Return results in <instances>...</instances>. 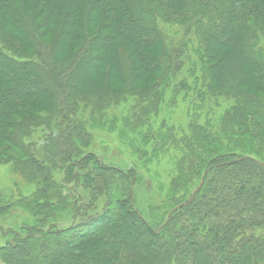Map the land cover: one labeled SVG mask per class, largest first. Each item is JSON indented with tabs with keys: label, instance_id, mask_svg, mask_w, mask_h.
<instances>
[{
	"label": "trees",
	"instance_id": "trees-1",
	"mask_svg": "<svg viewBox=\"0 0 264 264\" xmlns=\"http://www.w3.org/2000/svg\"><path fill=\"white\" fill-rule=\"evenodd\" d=\"M181 93L183 141L153 151L180 154L160 220L135 170L84 152L78 105L133 99L136 131ZM0 163L36 187L0 203V264H264V0H0ZM17 209L31 223L3 228Z\"/></svg>",
	"mask_w": 264,
	"mask_h": 264
},
{
	"label": "rangeland",
	"instance_id": "rangeland-1",
	"mask_svg": "<svg viewBox=\"0 0 264 264\" xmlns=\"http://www.w3.org/2000/svg\"><path fill=\"white\" fill-rule=\"evenodd\" d=\"M180 77L189 78L187 73L181 74ZM184 98L181 93L177 100L172 102L169 94L166 103L159 106V113L151 115L148 119V126L136 131L127 123L132 121L133 116H137L136 101L133 99L111 108L103 115L95 116H92L91 110L86 109L84 105H78L80 114L77 120L83 124V131L88 134L84 145L81 146L84 147V152L93 153L108 167L120 169L125 173L131 169L135 170L137 183L134 189L135 206L143 215L150 214L160 220L165 216L163 202L167 197L170 183L176 176V163L180 154L170 146L164 149L163 153L159 152L158 156H155L153 151L161 137L167 135L169 130H176L173 135L177 140L183 141L190 121V110L193 108L190 105L191 99ZM47 139L49 131L42 127L34 130L27 142L38 156H43L42 146ZM15 170L17 169L12 165L0 163V203L16 202L21 197L32 196L36 191L35 185L27 182ZM54 177L61 182L59 172H55ZM11 215L7 223H1L3 228L8 225L14 227L17 216L21 220L26 219L27 223L32 221V216L19 209ZM19 219L18 223H21ZM5 242L0 235V244Z\"/></svg>",
	"mask_w": 264,
	"mask_h": 264
}]
</instances>
